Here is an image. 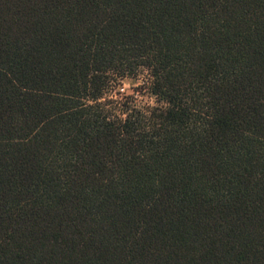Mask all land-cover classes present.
Returning a JSON list of instances; mask_svg holds the SVG:
<instances>
[{
	"label": "trees",
	"instance_id": "1",
	"mask_svg": "<svg viewBox=\"0 0 264 264\" xmlns=\"http://www.w3.org/2000/svg\"><path fill=\"white\" fill-rule=\"evenodd\" d=\"M0 264H264V0H0Z\"/></svg>",
	"mask_w": 264,
	"mask_h": 264
},
{
	"label": "rangeland",
	"instance_id": "2",
	"mask_svg": "<svg viewBox=\"0 0 264 264\" xmlns=\"http://www.w3.org/2000/svg\"><path fill=\"white\" fill-rule=\"evenodd\" d=\"M149 80V74L145 70H139L132 78L114 80L105 93L104 102L116 109L115 114L120 117L122 115L118 112V108H122V105L126 103L129 107L140 110L146 115L150 108L160 104L149 94Z\"/></svg>",
	"mask_w": 264,
	"mask_h": 264
}]
</instances>
